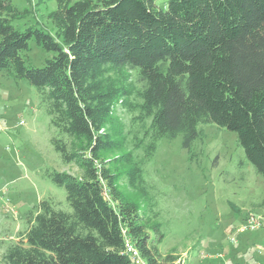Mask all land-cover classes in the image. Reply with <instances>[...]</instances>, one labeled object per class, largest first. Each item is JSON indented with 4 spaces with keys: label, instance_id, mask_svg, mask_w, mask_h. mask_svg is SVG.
Segmentation results:
<instances>
[{
    "label": "trees",
    "instance_id": "obj_1",
    "mask_svg": "<svg viewBox=\"0 0 264 264\" xmlns=\"http://www.w3.org/2000/svg\"><path fill=\"white\" fill-rule=\"evenodd\" d=\"M55 1L53 37L16 29L12 20L22 12L0 0V71L37 90L58 131L54 149L79 173L45 171L64 187L70 209L40 200L0 263L136 264L129 242L145 264H175L173 249L158 248L164 234L154 203L142 208L119 188L112 166L122 156L103 157L116 147L108 129L113 106L131 97L143 159L125 155L123 174L144 197L142 164L158 142L180 135L190 149L205 124L234 132L264 176V0ZM32 38L54 52L41 67L25 63Z\"/></svg>",
    "mask_w": 264,
    "mask_h": 264
},
{
    "label": "rangeland",
    "instance_id": "obj_2",
    "mask_svg": "<svg viewBox=\"0 0 264 264\" xmlns=\"http://www.w3.org/2000/svg\"><path fill=\"white\" fill-rule=\"evenodd\" d=\"M155 2L164 7L166 0ZM11 3L22 12L12 20L16 29L36 27L55 37L48 18L55 0ZM53 55L33 38L24 52L26 65L33 67ZM131 101L125 97L113 106L108 129L116 147L103 154L106 160L127 154L134 161L143 159L142 129ZM202 128L204 137L190 149L181 146L180 135L158 142L142 164L145 197L128 186L123 158L112 166L119 174L118 186L142 208L145 202L154 203L164 234L158 248L163 254L173 249L175 264H264V176L246 160L234 132L214 124ZM55 136L58 131L37 90L27 80L0 71V254L17 240L26 212L40 200L70 209L64 187L45 176L46 170L79 173L54 149Z\"/></svg>",
    "mask_w": 264,
    "mask_h": 264
},
{
    "label": "built area",
    "instance_id": "obj_3",
    "mask_svg": "<svg viewBox=\"0 0 264 264\" xmlns=\"http://www.w3.org/2000/svg\"><path fill=\"white\" fill-rule=\"evenodd\" d=\"M126 251L134 258L136 264H145V262L139 258L137 251L133 248V246L129 242L126 243ZM256 264H260V263H256Z\"/></svg>",
    "mask_w": 264,
    "mask_h": 264
}]
</instances>
